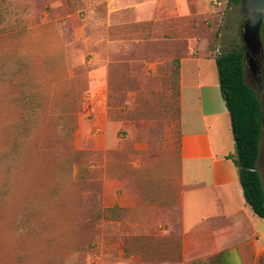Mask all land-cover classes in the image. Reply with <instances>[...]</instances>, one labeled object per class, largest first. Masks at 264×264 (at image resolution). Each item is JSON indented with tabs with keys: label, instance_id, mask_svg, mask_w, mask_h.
<instances>
[{
	"label": "rangeland",
	"instance_id": "1",
	"mask_svg": "<svg viewBox=\"0 0 264 264\" xmlns=\"http://www.w3.org/2000/svg\"><path fill=\"white\" fill-rule=\"evenodd\" d=\"M167 1L175 32L158 0H0V264L121 263V225L90 196L115 170L108 160L130 133L154 145L178 129L181 58L186 80L219 77L214 59L189 49L246 48L242 2ZM162 37L176 44L156 45ZM90 92L134 125L111 135L117 150L80 129L94 115ZM257 166L264 184V131Z\"/></svg>",
	"mask_w": 264,
	"mask_h": 264
},
{
	"label": "crops",
	"instance_id": "2",
	"mask_svg": "<svg viewBox=\"0 0 264 264\" xmlns=\"http://www.w3.org/2000/svg\"><path fill=\"white\" fill-rule=\"evenodd\" d=\"M171 4L158 0L156 8L169 19L166 29L175 32L178 11ZM162 39L156 45L176 44L174 37ZM199 54L216 62L208 40L185 56ZM182 59L178 129L170 128L165 141L154 145L130 133L123 156L108 160L107 167L115 170H106L105 187L90 196L113 212L116 228L121 225L120 237L113 232L121 241L120 264H264V218L247 201L232 158L236 141L219 77L186 80ZM104 99L109 96L90 92L94 115L80 129L100 139L108 135L101 146L114 151L119 148L111 135L121 128L130 132L134 125L112 116Z\"/></svg>",
	"mask_w": 264,
	"mask_h": 264
},
{
	"label": "trees",
	"instance_id": "3",
	"mask_svg": "<svg viewBox=\"0 0 264 264\" xmlns=\"http://www.w3.org/2000/svg\"><path fill=\"white\" fill-rule=\"evenodd\" d=\"M231 1L243 3V0ZM216 64L236 141V154L232 158L238 166L247 201L255 213L264 218V184L257 166L264 131L259 90L246 81L245 52L242 48L220 53L216 56Z\"/></svg>",
	"mask_w": 264,
	"mask_h": 264
},
{
	"label": "water",
	"instance_id": "4",
	"mask_svg": "<svg viewBox=\"0 0 264 264\" xmlns=\"http://www.w3.org/2000/svg\"><path fill=\"white\" fill-rule=\"evenodd\" d=\"M242 9L247 18L243 31V40L247 48L254 54H258L264 50L261 39V28L264 22V0H243ZM259 94L264 130V85L259 87Z\"/></svg>",
	"mask_w": 264,
	"mask_h": 264
},
{
	"label": "flooded vegetation",
	"instance_id": "5",
	"mask_svg": "<svg viewBox=\"0 0 264 264\" xmlns=\"http://www.w3.org/2000/svg\"><path fill=\"white\" fill-rule=\"evenodd\" d=\"M264 49V48H263ZM246 72L250 73V80L257 87L264 85V50L254 54L249 48H245Z\"/></svg>",
	"mask_w": 264,
	"mask_h": 264
}]
</instances>
